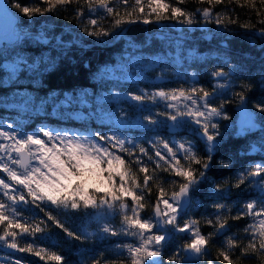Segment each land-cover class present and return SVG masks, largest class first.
<instances>
[{"label": "trees", "instance_id": "1", "mask_svg": "<svg viewBox=\"0 0 264 264\" xmlns=\"http://www.w3.org/2000/svg\"><path fill=\"white\" fill-rule=\"evenodd\" d=\"M8 1L19 15V24L30 25L33 31L0 49V121L14 122L24 131L34 130L42 118L54 124L88 129V122L74 116L69 115L66 120L56 118L52 114L55 100L66 92L85 89L91 91L93 98L111 88L135 91L140 86L167 89L181 84L179 79L131 80L101 72L104 65L115 63L122 55L125 41L122 36H130L140 43L142 50H160L163 43L157 33L171 26L169 22L175 19L168 12L144 19L135 9L124 13L128 2L121 0L111 11L91 22L87 17L99 0ZM165 1L183 12L199 13L206 9L222 16L226 27L224 42H218L214 34L197 36L202 31L194 29L192 43L210 56L193 65L199 70L201 87L207 91L213 88L210 70L225 71L231 81L227 88L232 95L225 92L220 102L231 114L230 123L220 125V135L211 147L200 135L189 133L195 142L194 152L183 163L193 180L187 190L190 202L179 215L178 225L191 222L202 236L201 257L192 262L179 260L177 255L187 246L191 234L176 232L162 243L160 264H264V247L253 236L245 210L246 201L257 196L249 172L256 163L264 165V55L260 56L264 51V0ZM22 6H28V10ZM159 21L168 24L159 26ZM40 29L51 37L40 38L37 35ZM109 34L113 36L111 41L101 40ZM213 52L227 59L216 60ZM13 56L38 60L39 64L12 74L3 63ZM243 98L254 113L253 130L236 125V106ZM13 103L17 106H11ZM171 131L170 126L159 129L166 138L174 134ZM123 157L142 186V201L151 219L153 204L162 196H172L187 183L189 176L174 171L166 163L145 160L142 171L129 154L124 153ZM26 198L14 206L22 220V229L28 232L10 226L5 218L0 219V236L10 232L14 238L7 244L15 247L8 250L0 246V254H14L26 264H111L122 260L115 242L126 233L121 230L116 215L107 218L115 229L110 234L80 209L64 210Z\"/></svg>", "mask_w": 264, "mask_h": 264}, {"label": "rangeland", "instance_id": "2", "mask_svg": "<svg viewBox=\"0 0 264 264\" xmlns=\"http://www.w3.org/2000/svg\"><path fill=\"white\" fill-rule=\"evenodd\" d=\"M114 1L112 4L99 0L92 6L87 19L94 22L121 0ZM123 1L128 2L124 5V9H128L124 13L135 9L147 19L151 14L163 16L168 12V16L175 19L169 22L171 26L167 25L169 27L157 33L163 44L154 52L142 50L140 43L130 36H122L125 39L122 55L115 63L104 65L101 72L131 80L179 79L180 86L167 89L140 86L135 91L111 88L93 98L91 91L85 89L77 93L66 92L55 100L52 114L56 118L66 120L69 115L74 116L88 122V129L66 123L54 124L50 119L42 118L34 130L24 131L14 122L0 121V219L5 218L10 226L22 229V220L14 203L24 202L26 196L64 210L80 209L87 217L92 216L101 230L110 234L115 229L107 218L116 215L126 234L115 242L122 260L111 264H160L162 243L171 234L190 233L187 246L201 249H204V240L191 222L178 225L183 208L170 195L162 196L151 207V215L155 208H160L165 221L163 229L157 227L142 201V186L127 167L123 154H129L133 164L142 171H145V160L170 165L174 171L189 176L183 188L190 189L193 178L183 165L184 159L194 152L195 142L189 133H207L209 137L203 140L211 147L215 137L220 135V125L229 124L231 119L230 112L220 103L222 96L225 92L232 95L231 89L227 88L231 81L225 71L210 70L212 90L201 87L199 70L193 64L210 55L192 43L194 29L202 31L197 36L214 34L218 42H224L226 27L222 16L210 10L183 12L165 0ZM22 7L28 10V6ZM181 18L186 21L180 22ZM176 19L179 21L175 22ZM158 24L165 26L168 23L159 21ZM40 30L41 33H37L40 38L51 37ZM16 31L21 40L33 30L30 25L18 23ZM110 36L101 40L109 42L113 39ZM212 54L216 60L227 59L219 53ZM38 64V60L29 61L18 56L3 63L12 74ZM169 126L174 134L166 138L159 129ZM30 141L33 145L28 147ZM22 148L30 152L25 169L19 167L18 150ZM249 175L257 196L246 201L245 210L253 236L264 247V165L256 163ZM10 238H14L10 232L0 236V246L8 250L15 248L14 244H7ZM177 258L184 260V252ZM0 264L26 263L7 253L0 254Z\"/></svg>", "mask_w": 264, "mask_h": 264}, {"label": "water", "instance_id": "3", "mask_svg": "<svg viewBox=\"0 0 264 264\" xmlns=\"http://www.w3.org/2000/svg\"><path fill=\"white\" fill-rule=\"evenodd\" d=\"M19 23V15L17 12L11 7L8 0H0V49L4 46L10 45L12 43L17 42L20 39L19 33L16 31V26ZM264 55V51L260 54V56ZM259 56V57H260ZM11 106H17L16 104H11ZM22 107H24L22 105ZM236 125L239 128H249L253 130L256 127V123L254 120V113L252 109L246 104L245 98L241 99L236 106ZM172 129V127L170 126ZM203 138H208L209 135L207 133L199 134ZM33 142H28V147L32 146ZM19 157V167L21 169H25L30 160V152L27 148H22L18 150ZM171 198L178 203L180 208H185L190 202L189 192L182 188L176 193H174ZM153 217L159 229H163L165 227V221L163 219L162 212L160 208H155L153 210ZM184 259L187 262H192L200 259L201 257V248L188 245L183 249Z\"/></svg>", "mask_w": 264, "mask_h": 264}]
</instances>
